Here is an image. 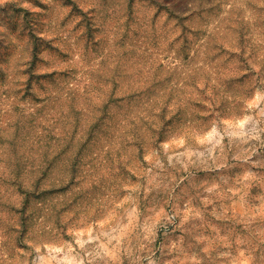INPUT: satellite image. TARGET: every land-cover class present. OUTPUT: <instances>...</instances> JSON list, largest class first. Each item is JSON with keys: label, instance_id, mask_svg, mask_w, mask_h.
I'll return each instance as SVG.
<instances>
[{"label": "rangeland", "instance_id": "374dc122", "mask_svg": "<svg viewBox=\"0 0 264 264\" xmlns=\"http://www.w3.org/2000/svg\"><path fill=\"white\" fill-rule=\"evenodd\" d=\"M0 264H264V0H0Z\"/></svg>", "mask_w": 264, "mask_h": 264}]
</instances>
